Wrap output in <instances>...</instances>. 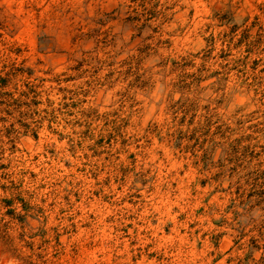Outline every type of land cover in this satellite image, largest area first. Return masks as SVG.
Segmentation results:
<instances>
[{
	"label": "rangeland",
	"instance_id": "374dc122",
	"mask_svg": "<svg viewBox=\"0 0 264 264\" xmlns=\"http://www.w3.org/2000/svg\"><path fill=\"white\" fill-rule=\"evenodd\" d=\"M12 63L0 264H264V0H0Z\"/></svg>",
	"mask_w": 264,
	"mask_h": 264
},
{
	"label": "trees",
	"instance_id": "16d2710c",
	"mask_svg": "<svg viewBox=\"0 0 264 264\" xmlns=\"http://www.w3.org/2000/svg\"><path fill=\"white\" fill-rule=\"evenodd\" d=\"M124 63H128V61H125ZM11 65L12 66L9 68H7V66H3L2 71H0V105L4 104L10 106L13 103L18 102L17 98L15 97V93L18 92L16 91L18 87H16V84L12 86L11 84L13 78H16L18 73H21V68L15 67V63H12ZM30 91L33 92L35 90L26 86V88L20 92V95H25ZM1 118L3 117H0V119Z\"/></svg>",
	"mask_w": 264,
	"mask_h": 264
}]
</instances>
